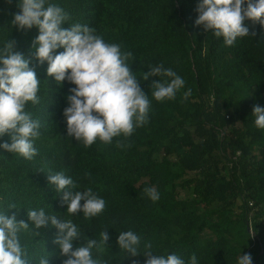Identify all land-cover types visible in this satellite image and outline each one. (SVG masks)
Returning <instances> with one entry per match:
<instances>
[{"label":"trees","instance_id":"trees-1","mask_svg":"<svg viewBox=\"0 0 264 264\" xmlns=\"http://www.w3.org/2000/svg\"><path fill=\"white\" fill-rule=\"evenodd\" d=\"M200 0H46L68 15L63 28L88 26L105 43L131 52L127 63L148 95V122L110 143L97 140L89 147L67 137L63 110L69 88L47 75L48 64L34 56L39 29L18 30L14 14L20 0H0V49L15 40V51L30 60L39 81L38 104L25 110L41 123L33 141L38 154L25 159L0 148V214L28 220L27 210L43 209L62 221L71 220L80 233L74 247L88 239L110 237L102 250L92 249L101 264H145V244L154 255H178L189 264H238L251 254L252 264H264V129L255 126L252 109L264 107V25L245 20L249 35L232 46L211 30L196 26ZM255 33V35H252ZM63 48L54 54L63 52ZM163 65L184 80L173 100L156 101L154 81L168 77L143 74ZM191 90L185 100L184 92ZM11 143L0 136V144ZM63 172L76 191L91 188L106 202L95 217L69 214L61 192L48 175ZM155 188L153 202L144 192ZM84 201H81L83 205ZM9 206L15 208L9 209ZM140 237L132 257L119 248V233ZM58 229L30 224L18 233L28 264H62L53 243Z\"/></svg>","mask_w":264,"mask_h":264},{"label":"clouds","instance_id":"clouds-1","mask_svg":"<svg viewBox=\"0 0 264 264\" xmlns=\"http://www.w3.org/2000/svg\"><path fill=\"white\" fill-rule=\"evenodd\" d=\"M46 0H20L21 11L14 14L13 25L18 30H28L33 26L39 29L33 40L34 56L39 64L47 62V75L54 77L62 85L67 81L75 87L69 88L65 97L68 106L63 110L66 118L67 137L91 146L97 138L110 143L113 137L123 134L130 136L134 127L148 122L150 101L139 86V80L130 70L127 63L131 52H122L118 44L105 43L94 35V30L85 25L74 24L70 28L62 25L68 19L67 13L54 4L45 7ZM196 11V26L211 30L217 38L223 37L224 44L232 46L237 37L249 35L245 20L264 25V0H200ZM252 35H255L253 33ZM15 40H9L0 49V136L7 134L11 143L0 144L7 152L16 153L25 159H32L38 154L33 141L40 135L41 123L33 119L25 110L26 104H38L37 96L39 79L34 68L29 67L30 60L15 51ZM64 51L54 54L55 50ZM143 74L149 77H168L169 80L154 81L151 95L156 101L173 100L176 93L184 86V80L172 69L163 65L149 67ZM191 95V90L184 92L183 99ZM255 126L264 129V107L255 105L252 109ZM49 184L55 186L57 195L61 192L62 204L67 205L69 214L83 213L85 218L95 217L105 209L106 202L89 188L76 191L71 177L63 172L48 175ZM145 194L153 201L159 199L155 188L144 189ZM81 201H84L83 205ZM15 206H9V209ZM28 220L17 221L16 215L0 214V264H28L24 259L26 249L22 248L18 233L27 230L32 224L36 229L54 226L58 229L53 243L59 246L62 264H101L92 257V249L102 250L110 237L107 230L100 233L99 242L88 239L86 244L75 246L80 233L71 220L62 221L56 216L46 215L43 209L27 210ZM140 237L129 230L119 233L117 245L132 256L140 255L138 245ZM151 243L145 244L143 255L145 264H185L176 254L165 256L154 255ZM39 264H49V259L42 257ZM132 264H137L133 260ZM189 264H197L193 254ZM238 264H252L251 254L240 256Z\"/></svg>","mask_w":264,"mask_h":264}]
</instances>
